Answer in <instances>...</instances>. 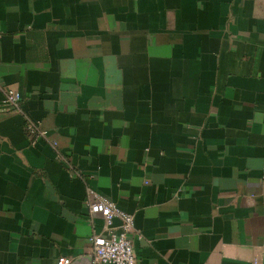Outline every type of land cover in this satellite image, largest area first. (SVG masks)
Returning a JSON list of instances; mask_svg holds the SVG:
<instances>
[{
  "label": "crops",
  "instance_id": "obj_1",
  "mask_svg": "<svg viewBox=\"0 0 264 264\" xmlns=\"http://www.w3.org/2000/svg\"><path fill=\"white\" fill-rule=\"evenodd\" d=\"M5 89L0 264H91L88 188L138 264H264V0H0Z\"/></svg>",
  "mask_w": 264,
  "mask_h": 264
},
{
  "label": "built area",
  "instance_id": "obj_2",
  "mask_svg": "<svg viewBox=\"0 0 264 264\" xmlns=\"http://www.w3.org/2000/svg\"><path fill=\"white\" fill-rule=\"evenodd\" d=\"M22 95L18 90L5 89L0 103V111H22ZM26 131L33 137H40L46 133L37 123L27 119ZM86 205L91 215L99 214L103 224L100 232L93 233L91 242V264H138L139 260L134 252L133 239L141 238L136 231L132 214L120 209L115 202L106 196L87 189ZM115 220H118L115 223ZM264 255V243L261 246ZM56 264H71L68 257H58Z\"/></svg>",
  "mask_w": 264,
  "mask_h": 264
}]
</instances>
